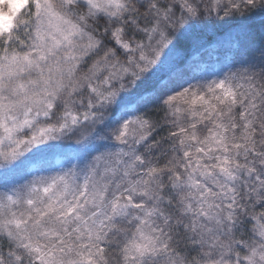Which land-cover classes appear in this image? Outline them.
<instances>
[{
	"label": "snow or ice",
	"instance_id": "6c2138e0",
	"mask_svg": "<svg viewBox=\"0 0 264 264\" xmlns=\"http://www.w3.org/2000/svg\"><path fill=\"white\" fill-rule=\"evenodd\" d=\"M86 3L96 6V0ZM105 3L114 27L103 42L57 13L51 0H31L35 23L25 17L19 31L0 33V207L23 199L30 210L23 218L14 214L18 231H9L0 248L15 264H25V257L11 240L31 264H62L58 254L71 250L75 233L86 238L81 248L95 249L79 253V264H96L95 256L107 251L106 225L93 227L95 217L82 214L104 198L96 177L126 182L112 211L143 210L135 219L145 224L158 212L143 203L152 181H167V195L185 179L169 163L178 151L192 191L169 196L168 206L179 196L191 216L187 230L200 232L207 221L234 225L246 197L252 212L244 227L264 237V0H136L134 9L128 0ZM61 50L62 60L53 61ZM89 61L86 83L72 79ZM209 65L216 67L209 71ZM234 151L243 156L234 159ZM214 153L223 155L209 166ZM213 169L224 183H200L197 174ZM81 173V191L69 200L71 181ZM137 191L143 192L139 199ZM49 217L65 223L64 231L42 228ZM29 222L42 228L40 239L54 243L34 241ZM154 232L138 229V238L123 248L126 262L155 264L170 254L171 240ZM188 246L200 247L195 237ZM236 247L235 264H253L259 253L245 251L244 237Z\"/></svg>",
	"mask_w": 264,
	"mask_h": 264
},
{
	"label": "clouds",
	"instance_id": "9594fccd",
	"mask_svg": "<svg viewBox=\"0 0 264 264\" xmlns=\"http://www.w3.org/2000/svg\"><path fill=\"white\" fill-rule=\"evenodd\" d=\"M30 2L25 3L24 0H0V33H7L8 31L15 28L17 31L22 27V20L27 17L35 23V17L32 14L34 9L30 7ZM128 4L131 8L136 7V0H128ZM52 8L63 16L65 19L70 20L72 23L80 25L85 32L95 34L98 38L105 39V30L111 31L114 27L113 22L105 14L104 9L107 8L105 0H96V6L90 7L86 0H71V4L68 0H51ZM103 17V19H101ZM99 26V28H97ZM106 39H111L107 36ZM78 42L82 43L78 40ZM63 51L57 53L56 57L51 59L55 61L57 57L61 60L63 58ZM91 61L81 65L80 69L73 75L72 79L79 80L81 84H85L87 78L91 74L90 68ZM35 77V73L31 74ZM98 76L102 77V73H97ZM27 78V77H25ZM88 129H81L85 131ZM231 139V137H230ZM223 155V153H214L213 159L207 161L209 166L216 162L215 157ZM242 157L243 152L237 154L235 151L232 153L233 158L237 156ZM173 172L180 170L181 175L185 179L180 182L181 187L179 189H172L167 195L164 193L165 189H170L171 185L164 181L163 178H157L152 181L150 187L147 189L150 192V196L143 197V203L148 208H157L158 212L149 218V222L141 224L135 219L136 216H142L143 210L137 211L136 209H126L123 212L113 213L111 208V201L114 197L123 191L128 190L126 182H122L119 177L102 178L97 176L96 180L100 182V189L104 193L102 201H97L94 205H88L86 211L82 214L85 216H94L95 219L90 221L93 227L97 226L99 222L103 221L106 225L104 235L106 241L104 247L107 251L103 254L95 256L96 264H134L131 261H125L123 255V248L130 243L132 240L137 239V231L143 228L146 232H153L158 235L159 233L154 232L155 229H159L165 239H170L172 247L169 250V255L162 256L159 260L155 261V264H235L233 256L237 253L236 245L240 243L241 237H244L245 251L251 254V250L255 248L259 253L255 257L253 264H264V237H260L257 232H254L252 227L249 226L247 230L244 225L249 220L252 212V206L248 203L246 197H242L244 205L246 207H240L237 205L238 213L235 217V222L229 224L225 222L223 226L217 225L214 222L207 221L204 223V228L197 233H192L187 230V226L190 224L191 216L185 215L182 206L179 202V196L173 201L171 208L168 206V197L176 196L177 192L180 195L187 196V193L192 191L187 186V175L188 173L183 171L185 160L180 152L174 153L169 161ZM237 176L240 175V171L237 170ZM197 179L200 183L216 187L217 184L224 183V176L219 172L212 170L211 175L199 176ZM83 174H78L72 179V187L68 193L67 199L71 200L73 196H76L81 191L83 185ZM104 184L108 187L105 189ZM237 188L240 184L237 183ZM96 186L91 182L89 183V192L94 193ZM139 199L143 196L142 191L135 193ZM239 195V192L237 193ZM0 200H4L2 193H0ZM193 206H196V201L193 199ZM30 210L27 209L23 203V199L15 206L9 208L6 201L4 205L0 207V244L8 239L9 231L13 234L17 233V229L12 225L11 221L14 219V214L17 217H25ZM214 214L223 216V211L214 209ZM226 211V210H224ZM35 214L33 213V216ZM165 217H168L167 221ZM78 222L73 221L71 225H67L69 229L74 228ZM26 231L31 235L35 241L40 239L39 232L42 228L55 229L63 232L66 225L65 223L59 222L55 217H49L43 222L42 228H34L32 222H29L26 226ZM209 229L212 230V234L209 235ZM238 230V231H237ZM247 231V235H246ZM195 237V242L200 245L198 251L193 250L188 245ZM215 240V247H209L208 243L210 240ZM42 244L51 246L54 242L40 239ZM86 242L78 240L76 234L73 233L71 239V250L67 248L61 254H58L57 259L62 261V264H79L80 255L83 252L87 255L89 252H95L92 248H81L80 244ZM13 245L15 251L25 257V264H31L27 258L28 253L16 246L14 240L9 241ZM0 264H15V261L8 256V249L6 247L0 248ZM139 264V262H135Z\"/></svg>",
	"mask_w": 264,
	"mask_h": 264
},
{
	"label": "rangeland",
	"instance_id": "374dc122",
	"mask_svg": "<svg viewBox=\"0 0 264 264\" xmlns=\"http://www.w3.org/2000/svg\"><path fill=\"white\" fill-rule=\"evenodd\" d=\"M215 65H209V71H212V70H214L215 69Z\"/></svg>",
	"mask_w": 264,
	"mask_h": 264
}]
</instances>
